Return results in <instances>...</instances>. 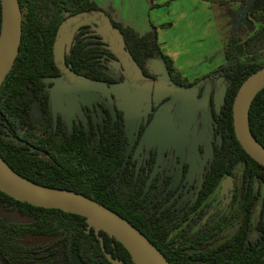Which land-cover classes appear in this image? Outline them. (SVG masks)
Masks as SVG:
<instances>
[{
  "label": "flooded vegetation",
  "instance_id": "af4514ba",
  "mask_svg": "<svg viewBox=\"0 0 264 264\" xmlns=\"http://www.w3.org/2000/svg\"><path fill=\"white\" fill-rule=\"evenodd\" d=\"M97 21L100 25L80 17L67 24L63 62L54 58L58 74L52 78H62L69 88L45 81L44 89L54 130L61 139L103 141L110 152L121 142L123 160L108 187L121 189L122 200H139L150 212L145 219L175 250L210 254L217 264L225 253L231 259L239 251H263L264 172L239 160L225 126L226 74L215 72L219 66L190 81L159 60L139 63L120 30L123 44L118 35L102 36L105 22ZM74 46L83 56L76 67L68 59ZM84 79L100 84L85 85ZM79 86H85L83 92L75 89ZM33 108L32 120L41 124L44 115L38 104L37 113ZM261 116L254 125V114L252 123L264 143V110Z\"/></svg>",
  "mask_w": 264,
  "mask_h": 264
},
{
  "label": "trees",
  "instance_id": "16d2710c",
  "mask_svg": "<svg viewBox=\"0 0 264 264\" xmlns=\"http://www.w3.org/2000/svg\"><path fill=\"white\" fill-rule=\"evenodd\" d=\"M19 1L22 12L21 44L15 63L0 88V156L16 173L32 182L82 194L114 211L144 234L170 264H198L196 259L202 264H217L211 259L213 255H194L175 250L166 234H158L152 221L145 219L150 212L143 209L139 200H122L121 189L108 187L112 173L123 160L121 142L110 152L109 144L103 141L94 144L88 139H61L59 130L53 128L44 89L45 81L58 74L53 44L60 24L68 15L79 13L101 12L111 18L110 15L91 0ZM206 1L226 6L229 1L235 0ZM239 1L246 3V0ZM54 7H63L65 11L55 12ZM250 9L247 11L254 19L264 21V0H254ZM112 24L123 34L131 54L139 63L159 60L180 78L171 59L160 51L156 27L152 26L150 32L138 37L129 27L113 20ZM224 53L226 62L215 72H224L229 79L222 110L225 126L232 136L234 148L238 150L239 160L253 164L264 172V168L252 160L236 140L232 120V105L240 85L249 75L264 67V25L244 40L236 35L228 37ZM68 59L74 67L83 62V56L75 46ZM263 94L264 89L251 104L249 123L253 135L264 146L252 123L254 114V125L262 117ZM35 104L44 115L41 124L32 120L31 110ZM6 131L28 145L17 146L5 141L2 136ZM256 174L259 179L261 173L256 171ZM99 237L105 251L114 260L120 264H134L128 252L114 238L102 231ZM72 254L83 264H111L101 250L95 228L90 227L85 218L57 209L38 208L0 192V264H72ZM229 255L223 254L218 263L264 264V259H261L264 249L252 255L239 251L233 253L231 259Z\"/></svg>",
  "mask_w": 264,
  "mask_h": 264
},
{
  "label": "water",
  "instance_id": "95a60500",
  "mask_svg": "<svg viewBox=\"0 0 264 264\" xmlns=\"http://www.w3.org/2000/svg\"><path fill=\"white\" fill-rule=\"evenodd\" d=\"M221 2L223 0H211ZM1 4V30H0V88L11 71L17 58L22 39V12L19 0H0ZM80 17L92 20L100 25L97 18L105 22L100 29L102 36L114 34L123 39L119 30L112 29L111 21L104 13H96L91 17L82 13L67 21L78 22ZM67 24L63 23L57 33L54 44L55 62H63V45L67 36ZM79 25V24H78ZM81 25V22H80ZM71 37V35H70ZM165 68V65L162 64ZM47 83H54L55 86H67L62 83V78H49ZM85 85H93L97 88L100 83L84 79ZM68 87V86H67ZM69 88V87H68ZM112 91L119 87L112 86ZM83 92L85 86L75 88ZM264 89V67L249 75L240 85L232 105L233 128L237 141L246 154L259 165L264 167V147L253 136L250 130L249 111L251 104L257 94ZM56 101V100H54ZM34 113H37V105H34ZM56 121V115H54ZM155 125L150 127L154 130ZM2 138L17 146H25L26 142L12 136L9 131ZM0 192L19 202L44 208L57 209L65 213L81 216L86 219L90 227L95 228V235L99 240L101 250L111 264H120L105 251L103 241L99 237L102 231L114 238L128 252L134 264H170L162 252L151 243V241L135 228L128 220L124 219L114 211L100 204L99 202L73 191L50 188L32 182L16 173L0 156ZM73 257H75L73 259ZM83 264L76 255H71L72 264Z\"/></svg>",
  "mask_w": 264,
  "mask_h": 264
},
{
  "label": "crops",
  "instance_id": "0c3cea01",
  "mask_svg": "<svg viewBox=\"0 0 264 264\" xmlns=\"http://www.w3.org/2000/svg\"><path fill=\"white\" fill-rule=\"evenodd\" d=\"M111 19L133 29L138 37L157 28L160 51L178 74L190 81L225 64V34L229 25L223 7L206 0H91ZM224 21V22H223ZM186 35L174 38V30ZM191 30L195 31L194 38ZM186 36V37H185ZM174 38V39H173Z\"/></svg>",
  "mask_w": 264,
  "mask_h": 264
},
{
  "label": "rangeland",
  "instance_id": "374dc122",
  "mask_svg": "<svg viewBox=\"0 0 264 264\" xmlns=\"http://www.w3.org/2000/svg\"><path fill=\"white\" fill-rule=\"evenodd\" d=\"M253 2H254L253 0H248V1L246 0V3L242 4L239 0H235V1H229V3L226 6L219 5L220 7H223V14L225 15L226 20L229 23V25L227 24L225 25V28L227 27L226 29L228 30L225 34L226 40L231 35H236L241 40H244L247 37L253 35L264 25V21H258L254 19L247 11L249 8L252 9ZM72 23L73 22H70L69 24L71 25ZM174 32L175 33L172 34L174 35V38L179 39L182 38L184 34L186 35L185 30H182V28L176 29L174 30ZM194 33L195 31L191 30V35L194 36V38H196V36L197 37L199 36L196 34L194 35ZM74 258L75 257H73V259Z\"/></svg>",
  "mask_w": 264,
  "mask_h": 264
}]
</instances>
